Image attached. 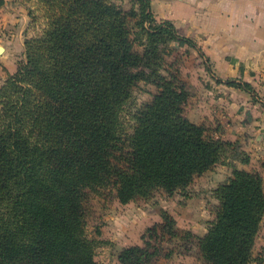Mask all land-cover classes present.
<instances>
[{"label": "trees", "instance_id": "16d2710c", "mask_svg": "<svg viewBox=\"0 0 264 264\" xmlns=\"http://www.w3.org/2000/svg\"><path fill=\"white\" fill-rule=\"evenodd\" d=\"M135 1L137 10L108 0H33L39 31L0 84V264H99L100 241L87 231L91 192L110 188L126 204L187 187L231 149L248 163L236 141L185 115V84L162 73L158 36L190 37L157 19L150 0ZM139 81L157 92L129 113ZM224 83L256 97L248 81ZM214 195L215 216L196 237L202 264H250L264 216L262 176L233 167ZM157 255L148 242L129 245L118 263L155 264Z\"/></svg>", "mask_w": 264, "mask_h": 264}, {"label": "rangeland", "instance_id": "374dc122", "mask_svg": "<svg viewBox=\"0 0 264 264\" xmlns=\"http://www.w3.org/2000/svg\"><path fill=\"white\" fill-rule=\"evenodd\" d=\"M23 1L28 15L26 39L38 33L41 23L32 21L31 17L38 15V12L34 10L33 0ZM108 1L124 10L138 9L135 0ZM169 2L170 0H154V7L151 6L154 16L161 13L158 4ZM29 10H32L31 15ZM157 51L160 58L158 63L164 69L162 73L167 77H169L168 72L178 76L188 90L189 95L184 104L185 115L190 120L205 125L211 132L220 134L222 126L218 123L219 106H209L208 100H204V103L200 101L205 95L210 94L208 89L211 88H213L212 93L220 91L219 93L222 94V90L215 88L214 84L234 76L214 70L212 68L214 65L204 55L205 52L200 43L191 38L184 42L167 40L163 36H158ZM19 61H24V56ZM239 67L241 74L236 79L246 81L245 75L248 82L254 85L256 92L255 98L247 92L251 96L250 100L263 104L264 66L256 70L249 69L247 72H244V66L239 65ZM156 92L157 87L152 82L139 81L133 88L134 103L128 109L129 113H133L135 108L149 102ZM124 117V128L130 130V123L133 122L128 114ZM260 128L264 131V125ZM235 141L238 143L237 149L249 156L250 172L263 173L260 175L264 177L263 150L261 153V150L254 151L255 154L253 151L244 150L242 148L244 145L254 148L255 142L250 138ZM255 148L260 149L257 146ZM234 153L233 149L229 150L224 160L201 176H195L187 187L177 189L171 194L155 189L147 197H137L127 204H122L110 188L91 192L86 202L87 231L89 235L97 237L100 241L95 249L94 258L99 264H119L118 255L125 246L144 245L148 242L149 250L156 248L158 252L154 258L155 264H197L198 259L201 258L196 237L200 236L198 234L212 221L218 207L214 191L228 178L229 173L232 174L233 167L244 164L240 160L243 157L241 152L237 156H234ZM257 169H260V172ZM97 230L100 231L99 235H96ZM165 253H168L170 257L165 258Z\"/></svg>", "mask_w": 264, "mask_h": 264}, {"label": "crops", "instance_id": "0c3cea01", "mask_svg": "<svg viewBox=\"0 0 264 264\" xmlns=\"http://www.w3.org/2000/svg\"><path fill=\"white\" fill-rule=\"evenodd\" d=\"M150 1L154 7V0ZM158 8L161 13L155 17L171 20L180 35L200 43L217 72L229 73L234 76L230 78L237 80L241 74L239 65L244 66V72L264 66V53H261L264 52V0H170L168 4H158ZM27 20L23 0H0V83L6 74L15 72L18 61L23 59ZM244 78L249 81L245 75ZM214 86L222 94L208 89L210 94L200 102L208 100L209 106H219L221 138L229 141L250 138L255 142L254 148L260 149L246 145L242 148L247 152H264V131L260 128L264 125L263 104L250 100L246 91L223 81ZM247 112L250 115L246 117ZM248 164L249 161L238 168L251 171ZM230 176L231 173L227 175ZM206 230L204 227L198 235L202 236ZM252 257L250 264H264V216L254 240ZM197 262L202 264L201 259Z\"/></svg>", "mask_w": 264, "mask_h": 264}, {"label": "water", "instance_id": "95a60500", "mask_svg": "<svg viewBox=\"0 0 264 264\" xmlns=\"http://www.w3.org/2000/svg\"><path fill=\"white\" fill-rule=\"evenodd\" d=\"M248 115H250V112H247Z\"/></svg>", "mask_w": 264, "mask_h": 264}]
</instances>
